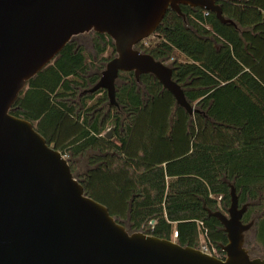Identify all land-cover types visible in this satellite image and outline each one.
I'll return each instance as SVG.
<instances>
[{
  "label": "trees",
  "instance_id": "trees-1",
  "mask_svg": "<svg viewBox=\"0 0 264 264\" xmlns=\"http://www.w3.org/2000/svg\"><path fill=\"white\" fill-rule=\"evenodd\" d=\"M217 3L233 23L200 8L182 5L184 16L169 8L155 43L135 46L172 68L193 114L152 74L137 80L120 72L118 106L109 105L105 89L88 92L116 55L113 39L98 32L92 51L73 36L10 113L31 121L86 194L127 230L175 235L197 248L205 235L224 258L227 234L205 207L226 212L231 185L240 206L248 204L243 222L255 221V241L264 247V0Z\"/></svg>",
  "mask_w": 264,
  "mask_h": 264
},
{
  "label": "water",
  "instance_id": "water-1",
  "mask_svg": "<svg viewBox=\"0 0 264 264\" xmlns=\"http://www.w3.org/2000/svg\"><path fill=\"white\" fill-rule=\"evenodd\" d=\"M182 5L233 23L217 0H0V264H264L245 247L255 221L243 222L248 204L240 206L233 185L226 212L205 207L227 234L220 245L224 258L130 232L86 194L67 158L31 121L10 113L27 83L73 36L94 31L113 39L116 55L88 92L105 89L109 105L118 106L120 72L132 71L137 80L152 74L193 114L172 68L135 48L155 33L169 8L184 16Z\"/></svg>",
  "mask_w": 264,
  "mask_h": 264
},
{
  "label": "rangeland",
  "instance_id": "rangeland-1",
  "mask_svg": "<svg viewBox=\"0 0 264 264\" xmlns=\"http://www.w3.org/2000/svg\"><path fill=\"white\" fill-rule=\"evenodd\" d=\"M93 32L94 31L81 33V34L76 35L74 38L76 39L77 42H80L82 45H84L89 51H92V40L91 39H92ZM155 39H156V37L154 35H152L149 38H147L146 43L147 44H153L156 41ZM111 50L112 49L109 48L104 53V56H110ZM110 131L113 133L114 128L112 126L110 127V123H109V128L107 129V133ZM205 239H206L205 236L200 237V248H202V246H204L206 244ZM172 240L176 241L175 235H173ZM245 247L248 250V252L250 253L251 257H253V258H256V257L264 258V247L262 245L256 243L254 227H252L250 230H248L245 233ZM219 256H220V253H219Z\"/></svg>",
  "mask_w": 264,
  "mask_h": 264
},
{
  "label": "built area",
  "instance_id": "built-area-1",
  "mask_svg": "<svg viewBox=\"0 0 264 264\" xmlns=\"http://www.w3.org/2000/svg\"><path fill=\"white\" fill-rule=\"evenodd\" d=\"M208 12H206L205 14H207ZM205 236V235H204ZM206 240V239H205ZM204 252L209 253L211 255L217 256L219 257V251L217 249V247L210 243V242H206V244L204 246H202L201 248Z\"/></svg>",
  "mask_w": 264,
  "mask_h": 264
},
{
  "label": "flooded vegetation",
  "instance_id": "flooded-vegetation-1",
  "mask_svg": "<svg viewBox=\"0 0 264 264\" xmlns=\"http://www.w3.org/2000/svg\"><path fill=\"white\" fill-rule=\"evenodd\" d=\"M223 257H225V254L223 255Z\"/></svg>",
  "mask_w": 264,
  "mask_h": 264
}]
</instances>
